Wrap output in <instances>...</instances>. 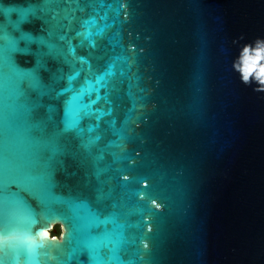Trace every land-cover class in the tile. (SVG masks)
Segmentation results:
<instances>
[{"label": "water", "instance_id": "obj_1", "mask_svg": "<svg viewBox=\"0 0 264 264\" xmlns=\"http://www.w3.org/2000/svg\"><path fill=\"white\" fill-rule=\"evenodd\" d=\"M257 38L264 0H0L4 230L62 241L40 264H264Z\"/></svg>", "mask_w": 264, "mask_h": 264}, {"label": "clouds", "instance_id": "obj_2", "mask_svg": "<svg viewBox=\"0 0 264 264\" xmlns=\"http://www.w3.org/2000/svg\"><path fill=\"white\" fill-rule=\"evenodd\" d=\"M239 39L244 40V37ZM237 61H234L233 68L240 73L241 83L250 86L254 82L258 87L253 91L264 92V38L244 44ZM33 228L34 230L17 235L13 225L0 232V252L10 258L11 264H40L42 251L48 244L62 243L50 237L47 229Z\"/></svg>", "mask_w": 264, "mask_h": 264}, {"label": "rangeland", "instance_id": "obj_3", "mask_svg": "<svg viewBox=\"0 0 264 264\" xmlns=\"http://www.w3.org/2000/svg\"><path fill=\"white\" fill-rule=\"evenodd\" d=\"M62 233H63V231H62V227L60 225L55 226L54 232H52V234L54 236H58V237H61Z\"/></svg>", "mask_w": 264, "mask_h": 264}, {"label": "snow or ice", "instance_id": "obj_4", "mask_svg": "<svg viewBox=\"0 0 264 264\" xmlns=\"http://www.w3.org/2000/svg\"><path fill=\"white\" fill-rule=\"evenodd\" d=\"M4 231V224L3 221H0V232Z\"/></svg>", "mask_w": 264, "mask_h": 264}]
</instances>
